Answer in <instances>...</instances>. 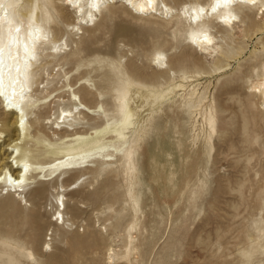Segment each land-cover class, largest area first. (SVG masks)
I'll return each mask as SVG.
<instances>
[{"label": "rangeland", "instance_id": "obj_1", "mask_svg": "<svg viewBox=\"0 0 264 264\" xmlns=\"http://www.w3.org/2000/svg\"><path fill=\"white\" fill-rule=\"evenodd\" d=\"M49 1L25 0L49 39L29 75L39 105L26 147L49 162L36 139L61 109L71 115L56 133L104 145L39 196L30 184L27 203L0 192V264H264V94L250 87L263 76L264 16L236 9L242 35L208 22L221 54L206 60L178 11L161 13L205 0H157L143 17L106 3L79 30L62 0ZM130 102L152 108L119 138Z\"/></svg>", "mask_w": 264, "mask_h": 264}, {"label": "bare ground", "instance_id": "obj_2", "mask_svg": "<svg viewBox=\"0 0 264 264\" xmlns=\"http://www.w3.org/2000/svg\"><path fill=\"white\" fill-rule=\"evenodd\" d=\"M118 1L140 17L153 12L158 13L157 0H152L151 4L149 0H62V5L73 12L79 30L82 27L95 25L98 15H101L106 8V3ZM47 4L56 3L51 0ZM25 7V0H0V104L4 115L0 120V192L7 197H17L21 202L27 203L26 190L30 184H33V191L39 196L40 184L63 169L80 166L91 154L99 150L104 142L98 138L87 141L83 135L68 137L65 140L64 136L56 132L62 129L67 117L71 115V110L61 109L57 119L51 120V116L47 119V123L50 122L55 128L52 134L36 139V142L41 144L40 147L43 146V148L39 147L38 151L47 152L49 157L45 159L49 162L32 160L30 148L26 147L29 141L28 122L32 110L37 109L39 104L36 101L30 102L34 92L29 75L32 74L37 62V54L42 55L47 51L44 49L43 41L48 39V35L42 26V18L38 11L36 12L33 6ZM238 8L256 9L257 14H261V18L264 16V0H230L227 3L225 0L195 1L181 4L176 9L165 5L161 13L168 17L178 11L179 16L193 29L189 33V44L206 60H214L220 56L221 51L215 35L206 24L215 22L237 35H242L243 25L235 13ZM57 49L58 45H54L52 51L56 52ZM48 54H51V51ZM153 61H155L153 65L164 70L167 60L163 56L156 54ZM262 71L263 76L253 79L250 87L264 94V66ZM173 75V79L184 78L182 75ZM177 87L181 85L177 84L173 89ZM126 107L121 128L112 129L119 138H123L125 132L132 127V119L135 115L140 119L144 115V109L152 108H134L131 102ZM45 145L47 148H44ZM32 177H34L33 181H31ZM55 206L54 214L58 215L56 220L60 217L63 221L62 212L65 204L59 194L55 198ZM29 255L32 256V253L29 252Z\"/></svg>", "mask_w": 264, "mask_h": 264}, {"label": "snow or ice", "instance_id": "obj_3", "mask_svg": "<svg viewBox=\"0 0 264 264\" xmlns=\"http://www.w3.org/2000/svg\"><path fill=\"white\" fill-rule=\"evenodd\" d=\"M151 2H152V0H149V4H151ZM225 2L227 3V2H230V0H225ZM141 10H143V9H141ZM215 10V9H214ZM232 19L234 20L235 19V17L233 16L232 17ZM227 22V21H226ZM205 39L207 40V37H205ZM210 42V41H209Z\"/></svg>", "mask_w": 264, "mask_h": 264}]
</instances>
